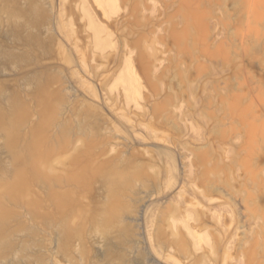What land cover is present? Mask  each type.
<instances>
[{
  "label": "rangeland",
  "instance_id": "rangeland-1",
  "mask_svg": "<svg viewBox=\"0 0 264 264\" xmlns=\"http://www.w3.org/2000/svg\"><path fill=\"white\" fill-rule=\"evenodd\" d=\"M0 264H264V0H0Z\"/></svg>",
  "mask_w": 264,
  "mask_h": 264
}]
</instances>
